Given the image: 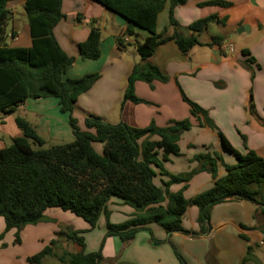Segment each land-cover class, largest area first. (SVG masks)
Instances as JSON below:
<instances>
[{
	"label": "trees",
	"instance_id": "trees-1",
	"mask_svg": "<svg viewBox=\"0 0 264 264\" xmlns=\"http://www.w3.org/2000/svg\"><path fill=\"white\" fill-rule=\"evenodd\" d=\"M22 1L27 19L31 44L28 47H10L5 40V26L10 19L8 4ZM126 21V33L136 26L149 34L137 45L142 60L149 58L155 47L173 40L182 52L198 44V34L206 28L215 15L197 19L188 25L189 36L172 33L164 36L166 29L156 32V18L166 3L169 4L168 21L175 26L173 9L185 0H93ZM62 0H0V113L11 115L27 98L55 97L59 109L68 115V123L74 140L68 143L47 145L34 127L23 117L15 116L21 135L12 138L8 146L0 149V216L5 230H17L28 224L44 220L45 211L59 208L69 211L94 228L111 198H118L133 211L129 218L119 223L106 225V236H118L124 243L135 234L154 223L170 233H189L182 227V217L188 206L198 209L197 222L201 232L207 231L211 208L232 200H247L257 206L262 218L261 232L264 242V158L247 149L239 152L220 134L222 147L231 153L236 163L225 165V173L218 176L215 164L217 157L197 154L198 167L191 172L177 175L164 170L161 162L170 155H179L178 140L190 129L189 119L171 120L159 127L150 123L146 127H133L125 122L109 123L99 116L87 115L84 128L78 126L73 116L78 96L86 92L99 78L98 73L84 74L75 78L65 76L75 58L66 54L57 43L53 28L63 18ZM204 4H228L213 0ZM84 41L77 44L82 59L95 60L100 56V28L96 21L90 22ZM219 40V39H215ZM119 47L123 39L117 37ZM243 53L247 54L245 51ZM253 62L252 57H248ZM166 76L150 63L135 65L128 75L123 101L139 102L133 94L137 80L166 81ZM193 114H201L209 124L212 120L207 111L186 99ZM93 142L102 143V152L97 153ZM161 161V162H160ZM160 169L162 187L154 183L155 171ZM208 171L212 185L205 191L186 199L183 190L191 176ZM183 183L176 191L170 187ZM167 199V203H165ZM198 235V234H195ZM82 247L79 252L62 251L57 255L67 264H99L103 257L100 250L84 252V240L75 231L67 234ZM153 238V237H152ZM155 243L158 240L153 239ZM54 241L51 242V245ZM174 249L181 264H186ZM251 247H248L247 253ZM51 246H45L27 257L30 264L39 263L52 255Z\"/></svg>",
	"mask_w": 264,
	"mask_h": 264
},
{
	"label": "crops",
	"instance_id": "crops-1",
	"mask_svg": "<svg viewBox=\"0 0 264 264\" xmlns=\"http://www.w3.org/2000/svg\"><path fill=\"white\" fill-rule=\"evenodd\" d=\"M207 1L213 0H185L176 6L173 9L175 26L169 25V4L166 3L157 15L155 29L157 33L166 29L164 36L174 32L189 36L188 25L193 21L209 15H215V19L198 34V44L187 52H182L173 40H169L157 45L152 55L142 60L137 45L148 36L147 31L134 26L131 34H127L126 21L116 15L108 17L105 7L93 0H62L60 9L64 16L54 26L53 34L61 49L75 58L65 76L99 74L74 104L73 116L78 126L84 128L87 115L140 128L150 123L162 127L171 120L189 119L192 127L184 134L196 132L195 140L201 137L203 142L205 136L211 134L220 151L222 134L239 152L244 153L248 148L264 158V0H219L228 4H204ZM9 10L10 32L5 33L4 42L10 47L30 46L23 2H17ZM92 19L101 32L100 56L95 60L82 59L77 44L87 37V25ZM241 25L247 28L237 32ZM22 27H26L24 35ZM117 37L123 39L124 46H118ZM225 41L233 44V52L222 47ZM248 57H252L253 62H249ZM145 63L155 65L166 76V81L137 80L133 83V94L139 102L123 101L128 75L135 65ZM185 98L208 111L217 131L198 127L202 116L192 113ZM15 116L26 119L47 145L74 140L68 115L60 111L57 98H27L14 114L0 113V149L21 135ZM171 156L178 155H170L169 159ZM224 173L225 168L218 176ZM212 183V177L204 178L200 187H210ZM171 187V191L175 190ZM197 193L199 189L189 198ZM54 209L58 208L51 210ZM197 215V207L190 205L182 217V227L189 233H168L161 226L150 223L126 243L118 236H106L107 228L102 226L98 231L100 237L93 241L91 250L85 246V252L96 251L101 243L99 250L103 259L99 264H181L173 248L186 264H264L262 218L254 203L232 200L214 205L205 232L200 231ZM67 218L72 217L67 215ZM88 226L80 225L78 230H86ZM248 247H251L249 254ZM60 252L53 251L35 264H67L57 259ZM0 264L30 263L26 256L20 260L0 261Z\"/></svg>",
	"mask_w": 264,
	"mask_h": 264
},
{
	"label": "rangeland",
	"instance_id": "rangeland-1",
	"mask_svg": "<svg viewBox=\"0 0 264 264\" xmlns=\"http://www.w3.org/2000/svg\"><path fill=\"white\" fill-rule=\"evenodd\" d=\"M17 2L19 1L10 2L8 4V8L12 9L14 4H17ZM105 11L108 17L115 15L113 12H111L106 8ZM115 17H119V16L116 15ZM87 26L88 28H90L89 23ZM78 27L80 26L78 25ZM21 30H22V35L26 34V27H22ZM8 32H10L9 23L6 24L5 26V33ZM186 103L190 105L188 101H186ZM207 115H208V111H207ZM200 123L201 124H198V127H207L212 132L217 131L214 123L210 122L208 124L203 119V116L200 117ZM184 133L185 132H183V135L180 136L178 140L180 155L171 156L169 161H165V162L160 161L162 163V167L166 172L173 175H177L179 173L186 175V173H189L191 172L192 169L198 167V161L194 159V156L197 154L207 153L211 157L218 158L215 164L217 175L219 174L221 169L225 168V164H228V162L232 164L236 163L234 156L228 151H226L222 147L221 143L219 144L220 151L217 150L216 141H215L216 138H213L211 134H207L205 136L204 141L201 142L200 141L201 139H199L201 137H198V139L195 140L196 132H191L189 134H184ZM243 142L245 141L243 140ZM92 146L97 153L102 152V143L93 142ZM247 149L248 148H246L245 151ZM153 169L156 173L153 179L154 183L162 187V180L165 179V176L160 175L159 173L160 169L159 170L157 168H153ZM211 177H212L211 173L206 170L193 174L183 190L184 198L188 199L198 189L199 192H203L207 190L209 186L207 187L204 186L200 187V186L204 178L210 179ZM182 184L183 183L181 182L177 183L173 186H179V187H171V189L178 190L179 188L182 187ZM165 203H167V199ZM51 209L53 208H49L48 210H46L48 212H45L44 220L34 224H28L19 230L15 228L5 230L3 217L0 216V261L6 262L7 260H20L23 257L26 256L29 257L31 255L36 254V252H39V250L45 246H51L52 250L55 251V253L60 252L59 251L60 248L62 249L66 248L65 251L79 252L82 250V247L73 240L67 238V234L72 233L74 231L76 235L82 236L84 240L83 251L85 252V246L86 248H88V250H91L90 247L92 246L93 241L96 242V239L100 237L98 231L102 229V226L106 228L107 222L109 223L123 222L129 218V213L132 211V209L129 206L123 204L120 199L115 197L111 198L105 206L106 213L103 212L101 214L94 228H90L88 226L86 230H78V227L80 225L83 224L85 225L88 223L84 221L81 217H78L73 213L71 214V212L69 211H64L59 208L54 210ZM55 210L60 212L55 214L54 212H52ZM67 215H70L72 218L68 219ZM73 219H75V221ZM52 241L54 242L51 245ZM100 245L98 244L99 247ZM99 247L96 248V251L99 250Z\"/></svg>",
	"mask_w": 264,
	"mask_h": 264
},
{
	"label": "built area",
	"instance_id": "built-area-1",
	"mask_svg": "<svg viewBox=\"0 0 264 264\" xmlns=\"http://www.w3.org/2000/svg\"><path fill=\"white\" fill-rule=\"evenodd\" d=\"M124 40L126 41L127 39L125 38ZM222 47L228 52H233V50H234L233 44L229 41L223 42Z\"/></svg>",
	"mask_w": 264,
	"mask_h": 264
},
{
	"label": "water",
	"instance_id": "water-1",
	"mask_svg": "<svg viewBox=\"0 0 264 264\" xmlns=\"http://www.w3.org/2000/svg\"><path fill=\"white\" fill-rule=\"evenodd\" d=\"M247 27L245 25H241L240 27H238V29L236 30L237 32H241L243 30H245ZM174 232V231H173ZM199 235V234H198Z\"/></svg>",
	"mask_w": 264,
	"mask_h": 264
}]
</instances>
